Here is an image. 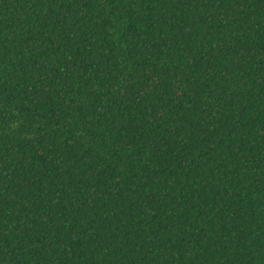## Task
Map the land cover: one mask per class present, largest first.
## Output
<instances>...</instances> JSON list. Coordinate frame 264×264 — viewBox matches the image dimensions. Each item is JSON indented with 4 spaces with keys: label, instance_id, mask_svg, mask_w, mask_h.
<instances>
[{
    "label": "trees",
    "instance_id": "obj_1",
    "mask_svg": "<svg viewBox=\"0 0 264 264\" xmlns=\"http://www.w3.org/2000/svg\"><path fill=\"white\" fill-rule=\"evenodd\" d=\"M0 264H264V0H0Z\"/></svg>",
    "mask_w": 264,
    "mask_h": 264
}]
</instances>
